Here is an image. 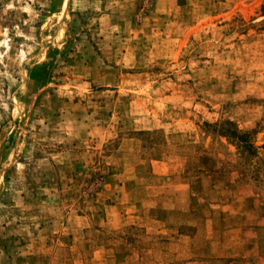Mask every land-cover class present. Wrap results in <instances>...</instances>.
Segmentation results:
<instances>
[{
  "label": "rangeland",
  "instance_id": "obj_1",
  "mask_svg": "<svg viewBox=\"0 0 264 264\" xmlns=\"http://www.w3.org/2000/svg\"><path fill=\"white\" fill-rule=\"evenodd\" d=\"M0 264H264V0H0Z\"/></svg>",
  "mask_w": 264,
  "mask_h": 264
}]
</instances>
